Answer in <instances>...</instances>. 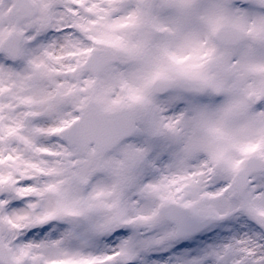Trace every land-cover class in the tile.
Listing matches in <instances>:
<instances>
[{
    "label": "snow or ice",
    "instance_id": "obj_1",
    "mask_svg": "<svg viewBox=\"0 0 264 264\" xmlns=\"http://www.w3.org/2000/svg\"><path fill=\"white\" fill-rule=\"evenodd\" d=\"M0 264H264V0H0Z\"/></svg>",
    "mask_w": 264,
    "mask_h": 264
}]
</instances>
